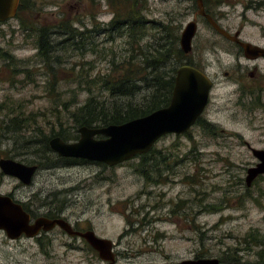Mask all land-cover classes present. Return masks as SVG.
Wrapping results in <instances>:
<instances>
[{"label":"rangeland","instance_id":"rangeland-1","mask_svg":"<svg viewBox=\"0 0 264 264\" xmlns=\"http://www.w3.org/2000/svg\"><path fill=\"white\" fill-rule=\"evenodd\" d=\"M78 1L35 0L37 8L41 3V23L59 28L84 20L88 25L82 30H90L88 35L98 43L96 51L58 50L55 56L64 60L59 71L46 67L38 55L39 33L31 27L38 22V13L34 12L32 20L21 14L0 22V48L10 54L0 58V156L44 151L41 143L23 145H28L41 124L56 123L59 130L56 116L66 122L73 120L62 102L70 110H78L90 96L88 85L80 87L78 80L112 72L113 61L121 62L131 54L126 36L91 31L105 26L95 27L96 18L89 15L99 13L100 24L110 20V14L104 12L105 3L96 6L83 0L80 8ZM206 1L207 9L223 27L232 33L240 31L242 39L264 46V0ZM144 14L149 20H174L180 26L179 37L184 26L197 19L193 50L183 63L200 67L215 80L209 104L199 119L205 122L198 121L183 134L164 135L155 143V153L148 160L151 179L144 176L147 164L142 157L115 166L91 161L65 167L58 164L61 162L51 150L41 168V188L77 185L72 210L81 220L91 221L99 234L113 239L122 264H176L197 254L219 257L223 264H260L264 175L250 187L246 176L248 168L258 162L248 144L264 149V59L259 63L261 75L255 87L249 74L254 71L252 63L247 65L238 44L220 35L204 17L196 18V0H148ZM154 32L151 26L145 43ZM69 73L78 75V80ZM55 78L58 84L53 87ZM92 88L100 99L111 98L99 84L93 83ZM16 116L27 121L30 117V122L22 131L7 130L2 121L10 124ZM159 179L164 183H158ZM160 197L163 200L157 202ZM59 198L66 200L61 194ZM156 202L158 209H154ZM36 247L34 244L32 249ZM53 250L61 254L58 244ZM69 261L75 264V255L53 260L61 264ZM76 261L80 263L79 258Z\"/></svg>","mask_w":264,"mask_h":264},{"label":"trees","instance_id":"trees-1","mask_svg":"<svg viewBox=\"0 0 264 264\" xmlns=\"http://www.w3.org/2000/svg\"><path fill=\"white\" fill-rule=\"evenodd\" d=\"M206 3L207 1L205 0V5ZM147 4L148 0H126L125 9L122 13L124 18L123 29L120 28L118 31L109 27L110 30L108 32L110 34L117 31L119 35L126 36L127 43L130 45L129 50L131 51V54L127 55L121 62L112 60L114 62L112 72L105 75L99 74L87 81L78 80V75L69 73L70 78L78 80L80 87L88 85L87 89L90 92V96L78 110H70L66 102H62L64 108L73 114V120L66 122L61 115L56 116L58 123H60L59 130L55 126L56 123L51 124V122L41 124V128L35 130V134L31 136L33 140H29L27 144L41 143V146L44 147V151H41V153L43 152L41 160L43 156L49 154L52 150L50 140L55 136H60L65 140L76 139L78 136L77 128L79 129L81 126L121 124L147 115L170 103L176 70L180 65L184 64L183 59L189 54H186L180 47V26H177L174 20H149L144 14ZM23 8L24 1L20 11ZM207 11L210 12L208 9ZM118 18L120 17L117 14L116 20ZM151 26L155 32L152 33L151 40L145 43ZM116 28L118 29V27ZM106 29L107 27L98 28L99 31ZM88 32L90 33V30L72 28V23H64L56 32L41 29V37L40 34L38 35L37 33V35L43 64L53 71H59V67L64 64V60L60 56H55V54L61 48L79 50L81 53L89 49L96 51L98 43L92 41L93 36L91 34L88 35ZM57 35L62 37L57 40ZM1 51L0 48V58L9 57L10 54L8 52ZM115 56L114 53V58ZM55 65H57L56 68ZM53 75L55 77L58 76V74ZM93 83L99 84L101 89L109 92L111 98L100 99L99 95L93 91ZM57 84L58 78H55L53 87H56ZM2 111L3 109L0 107V113ZM57 111L58 113L62 112L60 109ZM12 112L10 111V114ZM54 113L57 112L54 111ZM28 120L16 116L10 119V124L8 121L2 122L6 124L5 128L7 130L22 131L26 124L30 122V117ZM65 132L68 134L66 135ZM154 153L155 150L152 148L150 152L138 156L142 157L147 164L143 171L148 179H151L148 160L150 159L149 156ZM200 256L206 255L200 254ZM231 256L234 257L235 254L232 253Z\"/></svg>","mask_w":264,"mask_h":264},{"label":"flooded vegetation","instance_id":"flooded-vegetation-1","mask_svg":"<svg viewBox=\"0 0 264 264\" xmlns=\"http://www.w3.org/2000/svg\"><path fill=\"white\" fill-rule=\"evenodd\" d=\"M23 1L24 8L20 11ZM81 1L83 0L76 2L80 8L82 7ZM86 1H89L92 5L96 6L104 2V12L106 14H110V20H108L107 23L103 21V23L100 24L97 20L99 13L89 15V11L88 15L91 18H96V23L98 25H95V27L100 25L107 27V29L104 31H99L98 28H94V30L91 31H96L101 34L108 32L110 30L109 27L112 30L118 31L120 28L123 29L124 18L122 17V13L125 9L126 0H84V3H86ZM37 3L38 2H35V0H20L17 15L15 17L18 18L21 16V14H24L28 20H32L34 14L38 13V22L31 27L40 34V37L41 29H46L50 32H56L58 29H60V27L57 28L56 26L41 23V3L39 4L40 8H37ZM45 5L46 4L42 6V9H44ZM85 12H87V10H85ZM117 14L120 18L116 20ZM84 16L87 15L85 14ZM78 22L79 25L74 24L72 25V28L82 30L88 25L84 20H78ZM80 24L84 25L80 26ZM23 27L27 28L25 25ZM116 27H118V29ZM114 33H117V31ZM114 33L113 37H115ZM38 55L41 57L40 49L38 51ZM246 59L248 61L247 65L252 63L251 65L254 66V71L249 72V74L254 77L252 79H254L253 83L256 87L259 85V76L261 75L259 72V63L261 59H264V57H258L255 59L246 57ZM225 75L229 76L230 73L226 72ZM214 85L215 80L213 87ZM200 121L205 122L204 119ZM79 129L76 139L70 138L66 141H77L80 137ZM96 137L104 138L103 135H97ZM23 146L28 147L29 145ZM28 154L29 152H21L17 155L0 156V160L2 158H11L20 161L27 166L36 167L32 173L30 169L25 168L22 170L20 175L6 173L0 167V195L9 197L12 200V202L8 203L11 205V208L7 210V215L9 216L10 221H12L13 216H17L16 225H14L13 222L8 223V227H3L0 225V264H61L55 263L53 260L60 261L62 259H67L72 255H75V264H122L120 263L122 255L118 252V250H116V243L113 241V239L99 234L91 221L81 220L72 210L71 206L74 203V199L77 197V190L79 187L77 185L71 184L69 186H63L62 188L57 189H54L53 187L50 189L45 187L41 188V168L44 165L43 162H48L46 159L47 156H43L41 160V152L36 154L32 150V152H30L32 155L28 156ZM57 156L61 162L58 164L64 165L65 167L77 166L91 162V160L81 157H65L58 154ZM157 182L164 183V181L161 179H159ZM60 194L64 195L66 200H61L59 198ZM161 194H165V192L163 191ZM52 197H54V199L50 201ZM158 200L163 199L160 197V199H157V202ZM157 202L154 206V209H158L160 206V204L158 206ZM13 204L15 205V208L12 206ZM41 219L62 221V223L59 222L52 225V223L43 222L41 224ZM88 231H94L96 236L101 239H111L113 241V247L111 251L107 250L106 246L104 247V245L102 251L101 249L96 248L86 237V233ZM34 244L37 247L32 249ZM54 244H58L60 246L61 254L54 252ZM261 252L262 254H260L259 263L264 264V250L262 249ZM78 253H80L79 256ZM200 257V254H197L193 258L189 259H199ZM77 258H79L80 263H77ZM219 260L220 264L224 263L222 259L219 258ZM178 263L179 262L176 264ZM64 264L74 263L69 261V263Z\"/></svg>","mask_w":264,"mask_h":264},{"label":"water","instance_id":"water-1","mask_svg":"<svg viewBox=\"0 0 264 264\" xmlns=\"http://www.w3.org/2000/svg\"><path fill=\"white\" fill-rule=\"evenodd\" d=\"M196 2L198 8L196 18L198 15L205 17L220 35L238 44L246 57L251 59L264 57V46L242 39L240 31L230 32L206 11L204 0H196ZM19 3L20 0H0V22L14 18ZM197 32L196 19L190 20L184 26L180 36V46L186 54L192 52L193 40ZM213 84V80L205 71L191 64H182L176 71L175 86L169 105L121 124L101 127L82 126L77 141L70 142L55 136L50 140V145L61 156L81 157L111 166L120 164L136 155L148 153L162 136L171 133L183 134L193 127L209 104ZM97 135H103L104 138H97ZM248 147L258 159L257 164L247 170L246 183L250 187L257 177L264 174V149L250 144ZM0 167L6 173L15 175H20L25 168L30 169L31 173L36 168L11 158H2ZM9 202H12L9 197L0 195V225L3 227H8L7 224L11 222L17 224L16 215L13 216L12 221L7 215V210L11 208ZM12 206L15 208L14 204ZM43 222L52 225L62 223V221L41 219V224ZM86 237L101 251L103 245L110 251L113 247L111 239H101L94 231H88ZM178 264H220V260L217 257H202L185 259Z\"/></svg>","mask_w":264,"mask_h":264}]
</instances>
